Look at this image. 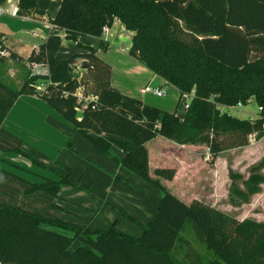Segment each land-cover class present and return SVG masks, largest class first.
<instances>
[{"label":"trees","instance_id":"obj_1","mask_svg":"<svg viewBox=\"0 0 264 264\" xmlns=\"http://www.w3.org/2000/svg\"><path fill=\"white\" fill-rule=\"evenodd\" d=\"M16 6L19 17L43 14L36 0H16ZM115 19L133 32L127 54L175 87L179 97L191 95L183 121L175 111L145 105L113 88L110 67L94 48L77 43L85 52L64 60L56 56L63 38L101 37L102 28ZM49 22L54 29L30 52L19 88L0 80V153L27 159L31 167L26 171L33 165L48 169L2 125L20 96L36 95L97 153L156 187L161 199L136 238L114 226L80 227L64 221L56 204L61 187L74 186L69 167L58 163L63 174L51 169L56 178L32 180L0 166V264H183L171 253L177 243L186 246L189 264H210L180 238L186 222L216 261L264 264V221L238 220L196 199L184 202L161 183L174 177L173 167H155L150 177L146 149L156 136L179 145H204L214 163L220 152L247 146L251 134L264 146V0H60ZM3 37L0 32L5 49ZM80 59V70L74 72ZM31 64L44 65L47 75L31 74ZM38 82L44 84L40 92L33 88ZM79 89L95 100L86 102L78 119ZM250 98L260 108L256 118L241 119L222 109L246 105ZM112 146L121 149L120 156ZM66 147L71 149V140ZM249 169L247 178L227 169V201L233 207L246 204L264 185V157ZM76 239L80 244L71 250Z\"/></svg>","mask_w":264,"mask_h":264},{"label":"crops","instance_id":"obj_2","mask_svg":"<svg viewBox=\"0 0 264 264\" xmlns=\"http://www.w3.org/2000/svg\"><path fill=\"white\" fill-rule=\"evenodd\" d=\"M9 2L11 3L12 0H7L1 5L5 6ZM59 2L60 0H36V6L43 14L30 12L25 17L0 16V32L4 35L2 40L7 52V56H4V59L0 61V80L5 84L16 88L22 84L26 76V60L30 52L36 50L51 32L47 25H50L49 20L54 17ZM113 21V25L109 27L106 36L107 41L100 37L95 38L88 35H80L77 37V42L63 38L56 56L64 60L70 55L85 52V49L77 43L92 47L96 51L95 54L109 65L110 83L113 88H117L128 96L138 98L145 105H157L155 107L166 111L169 107L166 106L165 108L158 102H154L155 94L142 92V87L150 85L154 88L163 89L161 84L166 85L168 83L127 54L133 33L127 31L117 19ZM114 28L115 31L113 32ZM101 40L104 42V47H101ZM124 41L128 44L125 49L122 46ZM10 53H15L21 60L12 59L8 55ZM81 60L76 61V66L81 63ZM116 63H119L124 68L123 70L130 71L127 72L128 76L120 78L116 75L119 73L115 68ZM176 91L178 93L177 89ZM166 103L171 105V101ZM175 112L178 119L183 121L185 110L183 109L181 113H178L176 109ZM9 120L10 122H8ZM2 125L23 141L21 148L30 156L32 154L38 155L43 157L38 158L39 160L42 159L40 160L42 163L43 160L54 161L58 166L61 164L70 168L71 175L69 178L74 186L70 184L62 186L59 190V199L56 200V204L63 209L62 219L64 221L72 222L80 227L86 226L90 229H107L114 226L116 231L124 233L126 232L122 227H129L133 230L137 229V233L136 235L126 234L135 238L141 235L143 227L148 224L157 209V202L161 199V192L156 187L141 177L128 172L118 162L116 163L107 156L97 153L84 137L78 134L70 124L64 122L59 114L36 95L20 96ZM43 132L45 134L41 136L40 134ZM68 139L72 142L71 149L66 147ZM196 148L199 147L188 144L179 145L160 136L154 137L146 143L150 177L154 176L152 171L155 167H173L176 171L174 177L168 181L161 180L165 188H180L191 184L192 177L195 176L196 167L194 164L198 159H194V155H199ZM112 151L115 156L121 155V149L118 146H112ZM45 152L48 158L45 156ZM0 155L5 157V154L0 153ZM8 155L10 157L20 156L18 154ZM3 161L5 160L0 157V162ZM222 167L223 158L220 153L210 169L212 183L214 182V173ZM54 170L61 174L64 173L58 169ZM225 177L228 180V176ZM123 182L137 190L134 194L140 200L127 203V206H121L122 204L116 201L113 196L116 193L114 188L123 185ZM134 183L143 189H139ZM144 189L148 192L145 193ZM177 196L184 202L196 199L208 204L207 201L201 200L199 197H192L187 200L181 193H178ZM211 206L216 208L214 204ZM120 220H127L135 227L129 226L123 221L120 222ZM119 222L122 223V226L118 229ZM61 233L64 232L61 231ZM213 260L210 264H219Z\"/></svg>","mask_w":264,"mask_h":264},{"label":"rangeland","instance_id":"obj_3","mask_svg":"<svg viewBox=\"0 0 264 264\" xmlns=\"http://www.w3.org/2000/svg\"><path fill=\"white\" fill-rule=\"evenodd\" d=\"M114 31L115 28L113 32ZM131 39L132 37L130 38V43H131ZM122 46L125 49L128 47V44L125 43L124 41V44ZM115 68L119 71V73H116V75H118V77L120 78L124 76H128L127 72H130V71H126L127 69L123 70L124 68L121 65H119V63L115 64ZM79 70L80 67L78 65L75 67L74 72H78ZM114 79H116V77H114ZM161 87L163 88V90H165V93L167 92L166 96L158 97L155 95L154 102H158V104L164 106L165 108L166 106H168L169 108L166 111L171 112V111H176L177 109V112L181 113L183 110V104H182L183 100L188 102L189 99L180 98L179 93H177L176 89L168 84L164 85L162 83ZM168 101L169 102L171 101V105L166 103ZM247 102L248 103L246 105H242L241 108L230 110L229 114L241 119L256 118L258 116L259 108L257 107L256 103L253 101V99L250 98ZM8 122H10V120ZM44 134L45 133L43 132L40 135L43 136ZM198 147L199 148L196 149L199 155L198 156L194 155V159L196 158L198 159H196V162L194 164L196 169L194 173L195 176L192 177L193 179L192 183L185 187H180V188L168 187L170 192H172L176 196L178 195V193H181L184 195V198L185 197L187 198V200L191 199L192 197H199L201 200L207 201L209 205L214 204L216 208L221 209L226 214L235 217L236 219L238 218L239 220L249 218L251 220L254 219L257 221H264V185H261V191L259 193L254 194L246 204L233 207L232 205L230 206L227 201L226 195H227L229 180H227V178L225 177L228 174L227 169L230 168L231 170L240 172L244 178H247L248 172L250 170L249 168L253 164L258 163L261 160V158L264 157L263 139L253 140L251 142L248 141L247 147H238L235 149H230L220 152L223 158V167L218 168V172L214 173L215 177L213 183L210 177L212 175L210 169L213 167L214 163L211 160V157L208 153L206 146L201 145ZM44 154L48 158L46 152ZM32 156L36 158H43L33 154ZM0 157L5 160L3 162H0V165H2L4 168H7L15 173L17 172L32 180L33 178L38 176L47 177V178L50 177L56 178L57 176L52 172L51 169H58L63 172V170L54 161L43 160V164L46 165L48 169H43L41 167L33 165V167L30 170L26 171V168L29 169L31 167L27 159L20 156L10 157L8 154H5V157L0 155ZM262 172L264 174V169ZM135 185L137 186V184ZM139 189H143V188L139 187ZM114 190L116 193L113 196L115 197L117 202L119 201L118 203L122 204L121 206H127V203H134L135 200L137 199L140 200V198H136V195L134 194L137 190L133 189L131 186L125 184L124 182L123 185L122 184L119 185L118 188H114ZM144 191L145 193L148 192L145 189ZM122 221L124 223H128L129 226L131 225L135 227L133 224L127 222V220H120V222ZM120 222L118 229L120 228V226H122V223ZM46 227H48V229H51L49 226ZM122 229L130 235H136L137 233L136 231L137 229L133 230L130 229L129 227L127 228L122 227ZM68 233L72 235V233L70 232ZM179 236L183 240H188L189 246L192 247L195 250V252L201 256L203 262L213 260V255L211 254L210 251L206 249L204 243L203 244L200 243L197 240V238H195L194 231L190 222L185 223L183 230L180 232ZM78 244H80V241L76 239L70 245L69 248L71 250H74L78 247ZM185 251H186V246L181 243H177L171 253L173 256L179 259L183 264H189L188 260L185 259V255H184ZM214 261L221 264L215 259L213 260V262Z\"/></svg>","mask_w":264,"mask_h":264},{"label":"built area","instance_id":"obj_4","mask_svg":"<svg viewBox=\"0 0 264 264\" xmlns=\"http://www.w3.org/2000/svg\"><path fill=\"white\" fill-rule=\"evenodd\" d=\"M2 15H8V16H17V6H16V0H12V2L8 3L7 5H1L0 4V16ZM50 30H53L54 29V26L50 23V25H47ZM109 27L108 26H104L102 28V35L100 38H103L104 41H107L108 38H106L108 32H109ZM0 56H7V52L6 50L3 48L1 42H0ZM40 68V70H39ZM29 69H30V72L31 74H34V75H47V70H46V67L42 64H31L29 66ZM42 70V71H41ZM44 87V84L43 83H34L33 84V88L36 90V91H42ZM142 92H146V93H153L155 94L156 96L158 97H162V96H165V91L161 88H154V87H151L150 85H146L144 87H142ZM77 107L75 108L77 114H78V119H79V115L81 114L82 112V109L83 107L86 105V102L88 100H95V97H85L82 95V93L80 92V89L77 91ZM191 95L187 94V93H184L180 98H190ZM183 109L186 111V109L188 108V105L189 103L186 102L185 100H183ZM242 107V103H237L235 104L234 106H224L222 107L223 110H226V111H230V110H234V109H238V108H241ZM260 109V108H259ZM263 135H264V126H263ZM254 140V136L253 134L249 135V142L253 141Z\"/></svg>","mask_w":264,"mask_h":264},{"label":"water","instance_id":"obj_5","mask_svg":"<svg viewBox=\"0 0 264 264\" xmlns=\"http://www.w3.org/2000/svg\"><path fill=\"white\" fill-rule=\"evenodd\" d=\"M75 75V74H74Z\"/></svg>","mask_w":264,"mask_h":264}]
</instances>
